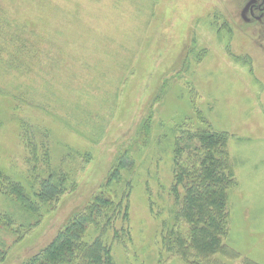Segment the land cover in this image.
Masks as SVG:
<instances>
[{
	"label": "rangeland",
	"instance_id": "obj_1",
	"mask_svg": "<svg viewBox=\"0 0 264 264\" xmlns=\"http://www.w3.org/2000/svg\"><path fill=\"white\" fill-rule=\"evenodd\" d=\"M248 4L0 0V264L40 260L80 219L53 264H96V241L110 264H264V34L239 20ZM198 132L228 138L235 184L209 257L164 242L188 227L176 145Z\"/></svg>",
	"mask_w": 264,
	"mask_h": 264
},
{
	"label": "trees",
	"instance_id": "obj_2",
	"mask_svg": "<svg viewBox=\"0 0 264 264\" xmlns=\"http://www.w3.org/2000/svg\"><path fill=\"white\" fill-rule=\"evenodd\" d=\"M179 141L176 145L175 184L172 191L178 203L176 217L188 227L181 225L177 232L170 231L173 240L164 242L168 247L182 248L184 253L191 249L198 256L209 257L221 249L229 219V190L235 186L226 150L228 138L223 134L198 132L187 140L189 145L184 138ZM184 152L186 154L183 156ZM60 194L59 185L49 181L42 184L40 195L44 201ZM85 222L86 219H80L79 230L53 242L40 260L33 258L29 264H53L70 258L74 234L80 233L81 223ZM102 256L110 264V252L101 242L90 245L86 259L97 260L96 264H101Z\"/></svg>",
	"mask_w": 264,
	"mask_h": 264
},
{
	"label": "flooded vegetation",
	"instance_id": "obj_3",
	"mask_svg": "<svg viewBox=\"0 0 264 264\" xmlns=\"http://www.w3.org/2000/svg\"><path fill=\"white\" fill-rule=\"evenodd\" d=\"M255 3L252 5H247L246 10L241 14V17L239 18L240 21H242L243 25L245 22L248 23L249 18L251 17L252 20L261 22L260 27L258 28L260 30V35L263 36L264 31L262 33V29H264V0H252Z\"/></svg>",
	"mask_w": 264,
	"mask_h": 264
}]
</instances>
